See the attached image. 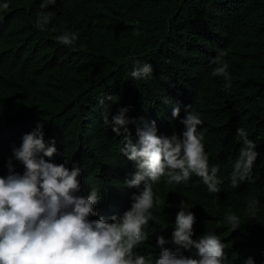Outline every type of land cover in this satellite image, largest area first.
<instances>
[{
	"label": "trees",
	"instance_id": "trees-1",
	"mask_svg": "<svg viewBox=\"0 0 264 264\" xmlns=\"http://www.w3.org/2000/svg\"><path fill=\"white\" fill-rule=\"evenodd\" d=\"M7 2L0 9V176L22 135L42 123L45 140L54 138L57 148L46 159L80 167L81 191L87 196L99 189L96 207L104 208L118 202L126 170L135 166L121 153L125 134L116 136L105 117L110 121L129 107L134 141L136 128L151 121L159 134L179 135L183 125L172 119V107L178 103L183 117L190 105L203 121L198 131L209 166H219L223 181L219 193H209L198 176L191 179L183 201L196 216L193 238L214 231L226 244L225 264H243L249 256L264 264V0H56L43 10L41 0ZM42 11L51 23L38 30ZM65 31L78 32L79 39L59 43ZM220 51L230 88L213 75ZM133 58L150 63L152 76L133 79ZM240 127L259 155L251 177L233 188ZM13 164L23 172L22 164ZM253 198L259 211L249 216ZM181 201L170 194L154 206L148 228L170 238ZM228 213L241 218L238 229L231 230Z\"/></svg>",
	"mask_w": 264,
	"mask_h": 264
},
{
	"label": "clouds",
	"instance_id": "clouds-1",
	"mask_svg": "<svg viewBox=\"0 0 264 264\" xmlns=\"http://www.w3.org/2000/svg\"><path fill=\"white\" fill-rule=\"evenodd\" d=\"M55 4L56 0H41L40 8ZM8 7L7 0H0V9ZM50 23V15L42 11L35 27L43 30ZM78 39L79 33L73 31L57 37L65 46ZM224 55L220 51L213 58L217 65L213 75L223 76L225 87L230 88ZM132 63L133 79L152 76L150 63L135 58ZM190 107L184 106L183 117L178 103L172 107V119L183 125L181 134H159L156 122L151 121L136 128L135 141L128 127L134 122L127 116L129 107H121L110 121L105 117L116 136L122 131L125 134L121 153L135 166L132 173L126 170L128 179L115 194L118 202L104 208L96 207L102 199L99 189L92 188L87 196L81 191L80 167L73 164L69 168L67 160L57 164L46 159L53 157L57 148L54 138L45 140L42 123L23 134L5 165L7 174L0 176V264H225L226 244L214 231L193 238L196 216L193 206H185L183 201L196 176L203 183L202 191L209 193H219L223 183L219 166H209L204 136L198 131L201 116ZM236 132L242 147L232 165L233 188L251 177L259 155L246 129L240 127ZM13 160L23 165L22 173L15 170ZM170 194H178L182 201L169 238L148 225L154 220L151 210L166 203ZM258 205V199L249 201V216L256 215ZM240 219L235 213L225 215L232 231L240 227ZM162 227L164 231L168 225ZM243 264L257 262L249 256Z\"/></svg>",
	"mask_w": 264,
	"mask_h": 264
}]
</instances>
